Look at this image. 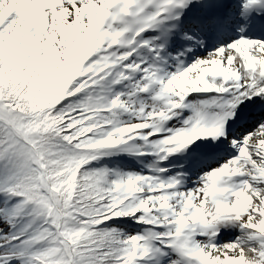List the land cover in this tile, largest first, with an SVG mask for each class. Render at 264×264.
<instances>
[{
  "label": "snow or ice",
  "instance_id": "snow-or-ice-1",
  "mask_svg": "<svg viewBox=\"0 0 264 264\" xmlns=\"http://www.w3.org/2000/svg\"><path fill=\"white\" fill-rule=\"evenodd\" d=\"M0 264H264V0H0Z\"/></svg>",
  "mask_w": 264,
  "mask_h": 264
}]
</instances>
